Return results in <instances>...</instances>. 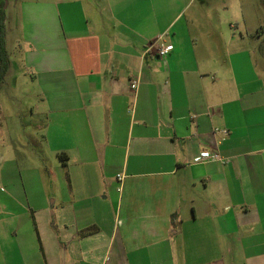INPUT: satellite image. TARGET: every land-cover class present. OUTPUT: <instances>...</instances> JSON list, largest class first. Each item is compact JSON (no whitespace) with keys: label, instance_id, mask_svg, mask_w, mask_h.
Masks as SVG:
<instances>
[{"label":"crops","instance_id":"obj_1","mask_svg":"<svg viewBox=\"0 0 264 264\" xmlns=\"http://www.w3.org/2000/svg\"><path fill=\"white\" fill-rule=\"evenodd\" d=\"M178 1H20L59 181L0 197V264H264V25Z\"/></svg>","mask_w":264,"mask_h":264},{"label":"rangeland","instance_id":"obj_2","mask_svg":"<svg viewBox=\"0 0 264 264\" xmlns=\"http://www.w3.org/2000/svg\"><path fill=\"white\" fill-rule=\"evenodd\" d=\"M20 1L23 0H0L4 6L1 9L4 13V43L9 57V68L0 84V197L14 189L35 213L37 203L42 201L37 178L47 193L58 192L52 187L59 181L56 163L60 154L52 155L42 143L35 124L46 119L29 112V106H38L29 105L36 101L37 88L21 68L24 41L16 13ZM194 10H199L198 16L208 11L215 17L222 15L224 20L234 22L242 14L237 21H243L247 29L256 22L264 25V0H191L183 9L184 15L189 17ZM262 32L264 30L258 27V32L253 31V35ZM35 169L37 173H34ZM0 211H3L2 206Z\"/></svg>","mask_w":264,"mask_h":264},{"label":"built area","instance_id":"obj_3","mask_svg":"<svg viewBox=\"0 0 264 264\" xmlns=\"http://www.w3.org/2000/svg\"><path fill=\"white\" fill-rule=\"evenodd\" d=\"M171 49H172V46L170 44L160 45L157 48V54L159 56H163L166 53H168ZM129 86H130L131 89H135L136 86H137V80L136 79H131L129 81ZM218 130L219 129H217V128H213V131H218ZM221 132L226 133V131L224 129L221 130ZM197 160L200 161V162L201 161H214V160H221V158L218 156L217 153H215L213 151L211 152V151H208V150H201L199 152V154H198ZM119 179H120V177H119Z\"/></svg>","mask_w":264,"mask_h":264},{"label":"trees","instance_id":"obj_4","mask_svg":"<svg viewBox=\"0 0 264 264\" xmlns=\"http://www.w3.org/2000/svg\"><path fill=\"white\" fill-rule=\"evenodd\" d=\"M0 2V84L9 66V57L4 43V13Z\"/></svg>","mask_w":264,"mask_h":264},{"label":"water","instance_id":"obj_5","mask_svg":"<svg viewBox=\"0 0 264 264\" xmlns=\"http://www.w3.org/2000/svg\"><path fill=\"white\" fill-rule=\"evenodd\" d=\"M5 4V3H4ZM4 7V6H3Z\"/></svg>","mask_w":264,"mask_h":264}]
</instances>
